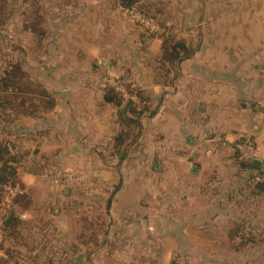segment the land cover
Instances as JSON below:
<instances>
[{
  "label": "crops",
  "instance_id": "crops-1",
  "mask_svg": "<svg viewBox=\"0 0 264 264\" xmlns=\"http://www.w3.org/2000/svg\"><path fill=\"white\" fill-rule=\"evenodd\" d=\"M169 1L194 52L165 65L162 52H151L161 62L155 75L122 77L108 58L121 52H96L91 42L89 52H45L47 66L84 74L68 78L70 94L54 95L53 108L30 117L33 124L22 115L7 131L24 189L0 202V257L29 264L46 255L40 245L53 224L32 215L35 194L49 183L59 193L47 195L69 212L80 195L93 196L98 208L86 212L107 217L97 232L84 227L90 264H264V163L247 166L237 150L249 141L264 157V0ZM171 15L170 7L169 25ZM107 73L145 92L139 130L124 107L106 102ZM15 195L28 196L30 208L14 204ZM58 229L62 245L80 240L73 224ZM77 255L72 248V260Z\"/></svg>",
  "mask_w": 264,
  "mask_h": 264
},
{
  "label": "rangeland",
  "instance_id": "rangeland-1",
  "mask_svg": "<svg viewBox=\"0 0 264 264\" xmlns=\"http://www.w3.org/2000/svg\"><path fill=\"white\" fill-rule=\"evenodd\" d=\"M133 2V7L128 9L126 0H0V83L2 80L24 82L31 84L39 95L46 91L52 98L54 95L68 96L71 87L67 83L68 78L82 76L83 70L51 68L45 64L47 63L45 60H48V56L52 54L45 52H89L85 48L88 42H91L96 52H101L104 47L107 48L104 52H121L116 56L112 53L113 56L110 54L108 58L114 60L122 77L129 79L135 72L137 77L142 78H147L151 73L155 75L157 63L161 66V62H158L151 52H163L165 44L168 47L174 42L183 41L189 44L191 35L182 33L183 27L176 22L177 4L169 0H133ZM170 7L173 15H171V25L168 23ZM61 21L66 23L61 25L59 23ZM164 40L168 42L164 44ZM163 73L161 68L160 76ZM105 76L106 86L115 88L112 83L120 82L132 102L139 103L136 96L128 93L125 87L127 81L117 79L109 73ZM3 95L0 94V97H4ZM6 95L7 100H13L12 107H14L6 105V108H0V140L2 141L7 140V131L12 129L18 117L22 116V113L16 110L17 107L15 108L20 100L17 101L15 95ZM46 112L45 110L38 113L45 115ZM32 116L34 115L26 117L27 124H33L34 121L29 119ZM54 169L52 166L51 171L55 172ZM47 184L48 188H44L42 193L35 194L38 202L37 205L35 204L37 208H33L35 214L32 215L34 218L32 219L53 224L50 226L53 230L52 237L56 238L45 235L46 243L40 245V252H45L46 255L37 262L27 263L90 264L83 260L82 251L85 245L81 241V236L83 237L84 227H88L89 224L94 225L97 232L99 222H104L105 225L108 223L107 217H99L97 211L90 214L86 212V208H98L97 198L93 196L83 198L80 195L78 197L80 207L74 208V212H69L61 204L54 202L52 193L51 196L47 195L48 192H58L52 190L49 183ZM6 193L2 202L10 199L9 191ZM63 194L64 191L61 194L64 197ZM104 205L105 203L100 204L99 208H105ZM68 223L73 224L74 233L80 236V240L64 246L60 241L62 230L58 228H66ZM52 239H56V242L51 241ZM92 247L97 250L98 242H94ZM72 248H75L79 254L74 260L71 257ZM62 252L64 254L61 256ZM116 263L123 262H107V264ZM91 264H98V260L94 258Z\"/></svg>",
  "mask_w": 264,
  "mask_h": 264
},
{
  "label": "trees",
  "instance_id": "trees-1",
  "mask_svg": "<svg viewBox=\"0 0 264 264\" xmlns=\"http://www.w3.org/2000/svg\"><path fill=\"white\" fill-rule=\"evenodd\" d=\"M128 9L133 7V0H126ZM126 4V3H125ZM168 41L164 40V44ZM165 44L162 52V63H178L185 57H189L193 48L187 45L183 41L174 42L166 46ZM125 87L128 93L132 96H136L139 99V103L135 104L129 98H126L124 95L120 94L115 88L111 86H106L105 88V100L107 103L114 105L116 107H121L125 109L124 116H130L128 119V124L132 126L134 130H139V118L147 111V97L143 91L140 89L133 88L130 84H125ZM4 94V97H0V108H6V105H14L13 100H7V95H15L17 101L20 100L17 107V111L22 115H35L38 112L48 111L53 108L54 100L46 91H43L40 95L36 90H34L29 83H20V82H8V80H2L0 83V94ZM6 96V98H5ZM38 100V101H37ZM14 108V109H15ZM48 109V110H47ZM123 139V134L120 135V139ZM123 141V140H122ZM122 141L120 143L122 144ZM246 142V141H242ZM15 148L8 142L0 140V176L3 177V185L0 187V202L3 200V195L6 194V189L3 187H8L11 189L19 188L24 189V186L21 183L19 178V167L21 163L20 156ZM247 166H250V162H243ZM264 176L262 173L261 178ZM264 178V177H263ZM264 185V181H261ZM33 193V191H31ZM14 204L21 205L22 208H30L31 199L28 196L15 195L13 201ZM12 215V214H11ZM10 220L14 223V226L17 224L18 219L11 216ZM89 224V223H88ZM90 226V225H88ZM86 236L83 234L81 236V241L86 243L84 240ZM91 242H97V234H93L89 239ZM0 264H12L10 259H5L0 257Z\"/></svg>",
  "mask_w": 264,
  "mask_h": 264
},
{
  "label": "built area",
  "instance_id": "built-area-1",
  "mask_svg": "<svg viewBox=\"0 0 264 264\" xmlns=\"http://www.w3.org/2000/svg\"><path fill=\"white\" fill-rule=\"evenodd\" d=\"M112 85L115 87V89L122 93V95L127 96L128 94H126V90L124 89V87L122 86V84L120 82H115L112 83ZM237 150L239 152V158L241 161L243 162H252L253 160L257 159V158H261L263 163H264V157L260 156V153L258 152L257 149H255L253 147V145L249 142H242L239 143L237 145ZM264 177V176H263ZM259 179L260 181H264V178ZM8 191L12 192V193H17L18 190L17 189H11V188H7ZM2 241L1 235H0V242Z\"/></svg>",
  "mask_w": 264,
  "mask_h": 264
},
{
  "label": "water",
  "instance_id": "water-1",
  "mask_svg": "<svg viewBox=\"0 0 264 264\" xmlns=\"http://www.w3.org/2000/svg\"><path fill=\"white\" fill-rule=\"evenodd\" d=\"M262 164H263V163H262V161H261L259 158L255 159V160H253V161L251 162V165H252L253 167H256V168H262V166H263ZM3 181H4L3 177L0 176V184L3 183ZM117 191H118V188H117V190L111 195V197H110V199H109V201H108V206H107V208H110L111 203H112V200H113V198H114V195L116 194Z\"/></svg>",
  "mask_w": 264,
  "mask_h": 264
}]
</instances>
